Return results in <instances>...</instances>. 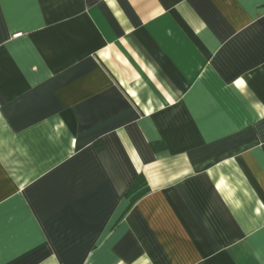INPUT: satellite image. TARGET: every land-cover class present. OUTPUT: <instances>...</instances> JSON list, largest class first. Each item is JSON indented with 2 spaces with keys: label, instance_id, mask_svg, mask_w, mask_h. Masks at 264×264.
Segmentation results:
<instances>
[{
  "label": "crops",
  "instance_id": "0c3cea01",
  "mask_svg": "<svg viewBox=\"0 0 264 264\" xmlns=\"http://www.w3.org/2000/svg\"><path fill=\"white\" fill-rule=\"evenodd\" d=\"M0 264H264V0H0Z\"/></svg>",
  "mask_w": 264,
  "mask_h": 264
},
{
  "label": "trees",
  "instance_id": "16d2710c",
  "mask_svg": "<svg viewBox=\"0 0 264 264\" xmlns=\"http://www.w3.org/2000/svg\"><path fill=\"white\" fill-rule=\"evenodd\" d=\"M143 180V179H142ZM141 179L137 181V183L132 187V189L129 191V195L136 192L143 184V181Z\"/></svg>",
  "mask_w": 264,
  "mask_h": 264
}]
</instances>
